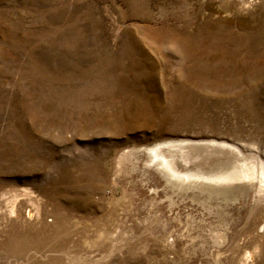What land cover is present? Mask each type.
Listing matches in <instances>:
<instances>
[{"label":"rangeland","instance_id":"rangeland-1","mask_svg":"<svg viewBox=\"0 0 264 264\" xmlns=\"http://www.w3.org/2000/svg\"><path fill=\"white\" fill-rule=\"evenodd\" d=\"M0 264H264V0H0Z\"/></svg>","mask_w":264,"mask_h":264},{"label":"bare ground","instance_id":"bare-ground-1","mask_svg":"<svg viewBox=\"0 0 264 264\" xmlns=\"http://www.w3.org/2000/svg\"><path fill=\"white\" fill-rule=\"evenodd\" d=\"M185 143H179V144H169L167 145V150L162 151L160 148H156L152 151L154 154L155 159H160V166H162L164 172L167 175H170L171 177H175L178 175H184L181 174L178 171V168L175 164V158L179 154L182 146H184ZM151 153V152H150ZM178 164V163H177ZM159 169V168H158ZM187 169V168H186ZM162 171V170H161ZM181 177V176H180ZM240 178V177H239ZM234 180V179H233ZM196 181V180H195ZM217 183V182H216Z\"/></svg>","mask_w":264,"mask_h":264}]
</instances>
